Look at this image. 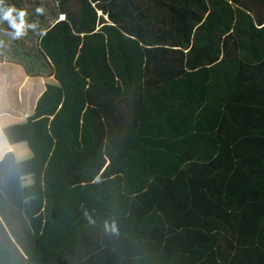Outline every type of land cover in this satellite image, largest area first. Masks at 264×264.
Returning <instances> with one entry per match:
<instances>
[{"label":"trees","instance_id":"16d2710c","mask_svg":"<svg viewBox=\"0 0 264 264\" xmlns=\"http://www.w3.org/2000/svg\"><path fill=\"white\" fill-rule=\"evenodd\" d=\"M58 3L0 264H264V0Z\"/></svg>","mask_w":264,"mask_h":264},{"label":"crops","instance_id":"0c3cea01","mask_svg":"<svg viewBox=\"0 0 264 264\" xmlns=\"http://www.w3.org/2000/svg\"><path fill=\"white\" fill-rule=\"evenodd\" d=\"M38 1L5 0V5L15 6L18 10H27V18L38 7L45 9L43 14L38 15V18H48L50 12L47 11L51 9L49 6H52L54 23L67 19L66 15L59 11L58 0H49L45 4ZM26 3L33 5L26 6ZM4 22L8 27L7 21ZM5 25L0 22V31L3 32ZM6 34H1L0 39L7 37ZM5 41L3 40L0 44V197L4 195L5 186L12 181L10 178L21 175L28 166L30 159L28 136L25 141L27 133L18 127L35 115L38 101L46 91V78L29 76L19 59L6 58ZM12 154L14 156H11Z\"/></svg>","mask_w":264,"mask_h":264},{"label":"clouds","instance_id":"9594fccd","mask_svg":"<svg viewBox=\"0 0 264 264\" xmlns=\"http://www.w3.org/2000/svg\"><path fill=\"white\" fill-rule=\"evenodd\" d=\"M36 13L41 15L43 14V10L38 7ZM27 17V10H18L15 6L5 5V0H0V22L7 21L8 27L11 29L8 35L13 39H22L27 35L29 29L33 31L37 30L38 23H29ZM2 43L3 41H0V44ZM85 215L87 216V213Z\"/></svg>","mask_w":264,"mask_h":264},{"label":"rangeland","instance_id":"374dc122","mask_svg":"<svg viewBox=\"0 0 264 264\" xmlns=\"http://www.w3.org/2000/svg\"><path fill=\"white\" fill-rule=\"evenodd\" d=\"M49 0H39L38 2L39 3H46V2H48ZM31 5H33V4H27L26 3V6H31ZM42 6H45V5H42ZM43 10V12H45V9L43 8L42 9ZM51 10L50 9H48V11L47 12H50ZM32 16H34V17H36V18H31ZM28 19V22L29 23H33L32 21H34V22H37L38 24L42 21V18H38V14L36 13V11H34V12H31V15H30V17L29 18H27ZM52 21V19H48V21H47V24H49V22H51ZM46 24V25H47ZM43 26H45V25H43ZM38 27H39V25H38ZM42 27V26H41ZM5 28H7V25H5ZM30 30V31H29ZM28 31L30 32V34L28 35V36H30V37H32V38H30V39H28V36L26 37V36H24L23 37V39H19V40H17L16 41V39H13L10 35H8V31L6 32L7 34H6V41H7V44H6V47L5 48H7L6 50V58L7 59H10V58H13L12 57V51H13V49H14V51H16V50H22L23 48H25V49H29V48H32V47H34V45H35V42H36V36H37V34H38V31H33L32 29H29ZM28 32V33H29ZM21 40H23V46H22V42H21ZM21 44V45H20ZM17 59H19V58H17Z\"/></svg>","mask_w":264,"mask_h":264}]
</instances>
